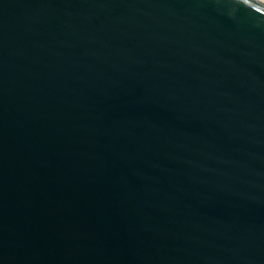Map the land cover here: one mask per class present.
I'll list each match as a JSON object with an SVG mask.
<instances>
[{"label":"water","instance_id":"water-1","mask_svg":"<svg viewBox=\"0 0 264 264\" xmlns=\"http://www.w3.org/2000/svg\"><path fill=\"white\" fill-rule=\"evenodd\" d=\"M0 264H264V5L0 0Z\"/></svg>","mask_w":264,"mask_h":264},{"label":"bare ground","instance_id":"bare-ground-1","mask_svg":"<svg viewBox=\"0 0 264 264\" xmlns=\"http://www.w3.org/2000/svg\"><path fill=\"white\" fill-rule=\"evenodd\" d=\"M255 1H257V2H259V3L264 5V0H255Z\"/></svg>","mask_w":264,"mask_h":264}]
</instances>
